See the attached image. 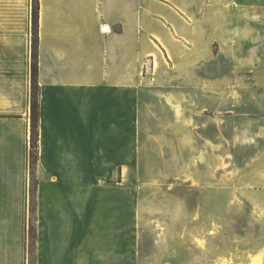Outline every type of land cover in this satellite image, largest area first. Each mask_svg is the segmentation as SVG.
<instances>
[{
	"label": "crops",
	"instance_id": "0c3cea01",
	"mask_svg": "<svg viewBox=\"0 0 264 264\" xmlns=\"http://www.w3.org/2000/svg\"><path fill=\"white\" fill-rule=\"evenodd\" d=\"M232 2L255 6L238 20L261 39L264 0H38L32 192L31 0H0V264H28L32 202L34 264H130L140 127L151 100L154 116L179 115L198 95L200 63L209 75L229 63L216 57L241 50L240 38L230 48V15L200 12Z\"/></svg>",
	"mask_w": 264,
	"mask_h": 264
},
{
	"label": "rangeland",
	"instance_id": "374dc122",
	"mask_svg": "<svg viewBox=\"0 0 264 264\" xmlns=\"http://www.w3.org/2000/svg\"><path fill=\"white\" fill-rule=\"evenodd\" d=\"M204 11L230 15V48L240 38L241 50L216 57L229 63L209 75L200 63L198 95L183 98L179 115L172 109L154 116L158 106L151 100L154 109L140 127L136 149L130 264H213L223 258L246 264L264 249V225L253 223L264 205V34L259 39L253 21L238 20L255 13L254 5L200 6ZM239 24L245 26L241 33ZM29 217L28 259L35 213Z\"/></svg>",
	"mask_w": 264,
	"mask_h": 264
},
{
	"label": "trees",
	"instance_id": "16d2710c",
	"mask_svg": "<svg viewBox=\"0 0 264 264\" xmlns=\"http://www.w3.org/2000/svg\"><path fill=\"white\" fill-rule=\"evenodd\" d=\"M37 17H38V0H32L31 3V22L33 39L31 43V60H30V150L29 163L31 173L33 174L34 166L37 160V141H38V120H39V85L37 82ZM35 181L32 179V192ZM31 207V213L34 212ZM29 234L32 241V256L28 259L30 264H34V245H35V226L29 225Z\"/></svg>",
	"mask_w": 264,
	"mask_h": 264
},
{
	"label": "bare ground",
	"instance_id": "6f19581e",
	"mask_svg": "<svg viewBox=\"0 0 264 264\" xmlns=\"http://www.w3.org/2000/svg\"><path fill=\"white\" fill-rule=\"evenodd\" d=\"M201 243L202 242H200L199 244ZM248 258L249 260H248V263L246 264H264V249L259 250L255 253H251L248 256ZM213 264H233V263L229 259L223 258V259H220L214 262Z\"/></svg>",
	"mask_w": 264,
	"mask_h": 264
}]
</instances>
